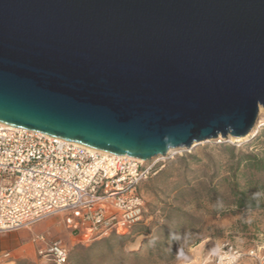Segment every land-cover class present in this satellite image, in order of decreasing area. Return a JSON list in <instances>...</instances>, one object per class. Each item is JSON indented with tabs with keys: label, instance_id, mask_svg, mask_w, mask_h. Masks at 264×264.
Wrapping results in <instances>:
<instances>
[{
	"label": "water",
	"instance_id": "1",
	"mask_svg": "<svg viewBox=\"0 0 264 264\" xmlns=\"http://www.w3.org/2000/svg\"><path fill=\"white\" fill-rule=\"evenodd\" d=\"M261 110L264 0H0L1 123L152 161Z\"/></svg>",
	"mask_w": 264,
	"mask_h": 264
},
{
	"label": "rangeland",
	"instance_id": "2",
	"mask_svg": "<svg viewBox=\"0 0 264 264\" xmlns=\"http://www.w3.org/2000/svg\"><path fill=\"white\" fill-rule=\"evenodd\" d=\"M244 153L264 159L263 111L251 138L203 142L163 156L157 162V173L140 186L145 201L142 220L123 238L110 233L83 245L92 247L88 258L79 244L70 246L68 234L73 230L67 228L63 213L31 228L0 234L14 232L11 236L23 242H30L34 235L61 239L73 253L67 264H204L227 241L246 251L264 241V170L240 163ZM241 193L257 206L237 204ZM109 238L112 240L106 242ZM135 252L138 256L132 254ZM247 261L252 260L245 258L241 264Z\"/></svg>",
	"mask_w": 264,
	"mask_h": 264
},
{
	"label": "built area",
	"instance_id": "3",
	"mask_svg": "<svg viewBox=\"0 0 264 264\" xmlns=\"http://www.w3.org/2000/svg\"><path fill=\"white\" fill-rule=\"evenodd\" d=\"M144 161L81 146L74 141L0 122V233L31 228L63 213L74 225L79 244L110 233H130L145 210L140 186L158 171ZM44 241L38 256L46 264H67L69 247L61 240ZM11 251L0 252V262ZM264 264V241L246 251L222 243L204 264Z\"/></svg>",
	"mask_w": 264,
	"mask_h": 264
},
{
	"label": "crops",
	"instance_id": "4",
	"mask_svg": "<svg viewBox=\"0 0 264 264\" xmlns=\"http://www.w3.org/2000/svg\"><path fill=\"white\" fill-rule=\"evenodd\" d=\"M65 220H66V217H65ZM66 226L67 228H69V230L71 229L73 230L72 232H69L68 234L69 240H70V246L74 244H79L77 240V234L76 232H74V225L69 224L66 220ZM34 228L30 230H34ZM12 233L14 232L0 234V252L9 251L7 249H10L11 251V257L7 260H4L2 264H17V262L22 259H29L33 262H41V263L45 262L37 254L38 249L44 246L45 244L44 241H34V238H35V235H34L32 239L30 240V242H27V241L23 242L20 238L12 237L11 236ZM53 240H61V239H51L48 241H53ZM61 241L63 242V240ZM66 246L69 247V245H66ZM244 264H255V263L252 261H247Z\"/></svg>",
	"mask_w": 264,
	"mask_h": 264
},
{
	"label": "trees",
	"instance_id": "5",
	"mask_svg": "<svg viewBox=\"0 0 264 264\" xmlns=\"http://www.w3.org/2000/svg\"><path fill=\"white\" fill-rule=\"evenodd\" d=\"M231 149L233 150L234 147H232ZM243 161H244L245 167H247L249 169L264 170V159L259 157L256 154H252V153H244V154H242L239 162L241 163ZM236 200H237L236 203L239 204L240 206H247V207H255V206H257L256 203H254V200H252L251 198H247L244 193H241L240 195L238 194ZM137 224L138 223H136L133 227L135 228ZM126 235H128V234L114 233V236H116L118 238H123ZM112 238H109L106 242L111 241ZM83 245L84 244H79V246L82 249L87 251V258H88L90 256V254L92 253V251H91L92 247L91 248L90 247L84 248ZM80 247H77V248H80ZM132 254L134 256H138V253H136V252L132 253ZM72 255H73V253L69 254V261L72 258ZM17 264H30V263H26V262H23V261H18Z\"/></svg>",
	"mask_w": 264,
	"mask_h": 264
},
{
	"label": "bare ground",
	"instance_id": "6",
	"mask_svg": "<svg viewBox=\"0 0 264 264\" xmlns=\"http://www.w3.org/2000/svg\"><path fill=\"white\" fill-rule=\"evenodd\" d=\"M261 111H262V110H261ZM258 122H259V121H258ZM256 131H257V128L253 131V134H252L251 136H253V135L256 133ZM251 136H248V137H246V138H244V139H240V140L242 141V140L248 139V138H250ZM240 140H239V141H240ZM230 141L232 142V141H234V139L231 138ZM164 159H165V158H164L163 156H160V157H158V160H156V162H159V161L164 160ZM197 253H198L199 256H200V250H198Z\"/></svg>",
	"mask_w": 264,
	"mask_h": 264
}]
</instances>
